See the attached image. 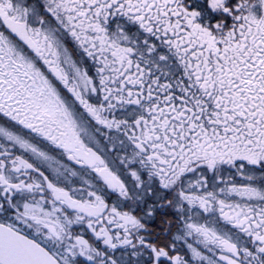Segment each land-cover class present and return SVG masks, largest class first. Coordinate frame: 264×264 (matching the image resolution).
I'll return each mask as SVG.
<instances>
[{
    "label": "snow or ice",
    "instance_id": "obj_1",
    "mask_svg": "<svg viewBox=\"0 0 264 264\" xmlns=\"http://www.w3.org/2000/svg\"><path fill=\"white\" fill-rule=\"evenodd\" d=\"M0 264H264V0H0Z\"/></svg>",
    "mask_w": 264,
    "mask_h": 264
},
{
    "label": "flooded vegetation",
    "instance_id": "obj_2",
    "mask_svg": "<svg viewBox=\"0 0 264 264\" xmlns=\"http://www.w3.org/2000/svg\"><path fill=\"white\" fill-rule=\"evenodd\" d=\"M237 179H239V178H237ZM86 238H88V237L86 236Z\"/></svg>",
    "mask_w": 264,
    "mask_h": 264
}]
</instances>
